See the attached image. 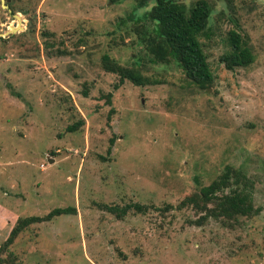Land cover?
Segmentation results:
<instances>
[{
  "label": "rangeland",
  "instance_id": "rangeland-1",
  "mask_svg": "<svg viewBox=\"0 0 264 264\" xmlns=\"http://www.w3.org/2000/svg\"><path fill=\"white\" fill-rule=\"evenodd\" d=\"M207 1L198 38L213 81L201 89L151 60L155 0H0V246L19 218L74 208L25 227L0 264H264V0ZM230 30L246 66L220 59ZM104 53L152 83L115 88ZM227 165L258 213L179 206ZM132 202L145 209L104 207Z\"/></svg>",
  "mask_w": 264,
  "mask_h": 264
},
{
  "label": "trees",
  "instance_id": "trees-1",
  "mask_svg": "<svg viewBox=\"0 0 264 264\" xmlns=\"http://www.w3.org/2000/svg\"><path fill=\"white\" fill-rule=\"evenodd\" d=\"M146 2L147 0H138L139 7L146 5ZM210 13L211 5L207 0H193L190 3L181 0H155L152 7L143 14L153 23L151 30H147L143 37L145 47L152 56L151 60L165 63L176 62L187 79L201 89L206 88L213 81V74L198 38L207 26ZM229 39L231 49L220 57L227 68L246 66L253 61V54L239 33L230 30ZM101 63L106 71L118 75V84H115V88L125 80L135 85L152 83L139 69L121 65L106 53L101 56ZM86 93L84 91L85 95ZM106 95L108 97L110 93ZM81 123L80 120L77 124ZM77 124L68 126V130L73 131ZM232 184L236 185L235 188H231ZM248 185V178L241 170L227 165L218 178L202 186L198 192L185 197L179 206H192L195 210L204 212L200 217H212L223 221L237 216L256 214L259 209L253 206ZM229 187L230 190L225 191ZM104 207L115 213L117 217H121L129 209L135 211L145 209V206L135 202L123 207L109 205ZM73 212L74 208L70 206L55 207L43 216L31 215L19 218L0 246V251L6 250L14 238L28 225Z\"/></svg>",
  "mask_w": 264,
  "mask_h": 264
},
{
  "label": "water",
  "instance_id": "water-1",
  "mask_svg": "<svg viewBox=\"0 0 264 264\" xmlns=\"http://www.w3.org/2000/svg\"><path fill=\"white\" fill-rule=\"evenodd\" d=\"M16 17H18V15H15ZM50 161H52V160H50Z\"/></svg>",
  "mask_w": 264,
  "mask_h": 264
}]
</instances>
